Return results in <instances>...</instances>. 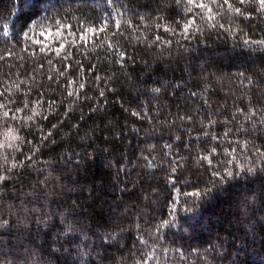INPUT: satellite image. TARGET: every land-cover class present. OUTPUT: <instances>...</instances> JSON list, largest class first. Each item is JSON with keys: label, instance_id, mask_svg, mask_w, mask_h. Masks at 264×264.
I'll return each instance as SVG.
<instances>
[{"label": "trees", "instance_id": "obj_1", "mask_svg": "<svg viewBox=\"0 0 264 264\" xmlns=\"http://www.w3.org/2000/svg\"><path fill=\"white\" fill-rule=\"evenodd\" d=\"M0 264H264V0H0Z\"/></svg>", "mask_w": 264, "mask_h": 264}]
</instances>
